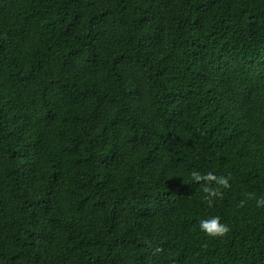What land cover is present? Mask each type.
Returning a JSON list of instances; mask_svg holds the SVG:
<instances>
[{
	"label": "trees",
	"instance_id": "1",
	"mask_svg": "<svg viewBox=\"0 0 264 264\" xmlns=\"http://www.w3.org/2000/svg\"><path fill=\"white\" fill-rule=\"evenodd\" d=\"M261 197L264 0H0V264H264Z\"/></svg>",
	"mask_w": 264,
	"mask_h": 264
},
{
	"label": "clouds",
	"instance_id": "2",
	"mask_svg": "<svg viewBox=\"0 0 264 264\" xmlns=\"http://www.w3.org/2000/svg\"><path fill=\"white\" fill-rule=\"evenodd\" d=\"M192 179L194 182H204L203 192L205 195V200L209 207L213 206L214 199L217 197H222L223 192L221 189H227L231 187L229 183L230 177L226 176H217L213 172H207L202 174L199 171H192ZM247 196L251 199L254 198L253 193H248ZM245 204L244 200L240 201V207H243ZM256 207L264 208V197H261L256 200ZM200 229L208 237L211 238H224L232 231L230 225L227 222H222L220 216H211L200 221Z\"/></svg>",
	"mask_w": 264,
	"mask_h": 264
}]
</instances>
